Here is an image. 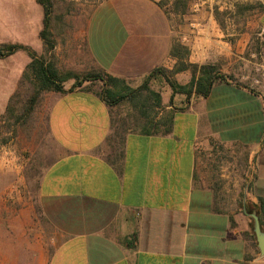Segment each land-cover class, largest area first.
I'll return each mask as SVG.
<instances>
[{"label": "crops", "instance_id": "obj_1", "mask_svg": "<svg viewBox=\"0 0 264 264\" xmlns=\"http://www.w3.org/2000/svg\"><path fill=\"white\" fill-rule=\"evenodd\" d=\"M160 1L104 0L82 24L60 32L72 41L64 49L56 43L55 68L101 70L137 85L157 68L173 69L169 53L178 41L189 63L222 61L221 73L235 79L229 65L243 60L248 39L229 20L221 30L214 9L234 13L235 4L261 5L256 28L264 35V0H191L185 15L169 13L170 2L160 7ZM39 33V46L29 48L41 56ZM8 58L20 66L14 74L0 72L6 96L30 62L23 52ZM174 80L186 85L190 74ZM154 82L166 86L156 92V130L127 129L121 158L107 145L118 107L105 104L101 83L43 95L55 159L39 178L34 203L16 208L0 200V264H264L246 237L250 208L264 233L261 97L227 80L206 98L187 101L172 96L160 77L150 80L151 91ZM73 84L66 81L64 89Z\"/></svg>", "mask_w": 264, "mask_h": 264}, {"label": "rangeland", "instance_id": "obj_2", "mask_svg": "<svg viewBox=\"0 0 264 264\" xmlns=\"http://www.w3.org/2000/svg\"><path fill=\"white\" fill-rule=\"evenodd\" d=\"M103 1L58 0L56 2L54 15L62 16L63 19L52 20L50 31L60 48L64 49L65 46L71 45L72 41L68 37L63 40L60 32L66 29L69 23L82 24L89 13ZM164 1L168 2V0ZM260 13L261 9L256 8L245 11L242 15L224 17V28L229 20L236 24L238 33L244 34V38L248 39L242 54L243 60L235 58L236 61H231L229 65L237 74L235 80L247 86L256 77L255 69L260 63L259 53L264 49V35H261L256 28L257 15ZM233 14L230 12V15ZM42 18V8L36 0H0V45L17 44L36 49L39 46L38 33L42 29ZM247 24L249 26L245 28ZM59 54L61 55L60 51ZM15 60L13 58L0 60V72H15L20 66ZM218 63L222 67L226 65L222 61ZM141 84L142 82L128 86L136 89ZM150 88L155 92L164 93L166 86L162 82H154L150 84ZM2 93L3 91L0 90V200L11 207L19 208L23 202L34 203L39 178L55 159L54 144L49 137L46 124L45 105L49 97H42L34 115L24 125L14 126L8 121L6 112L9 98L13 94L6 96ZM127 106L129 107V103L118 107V115L116 114L114 120L127 116L129 113Z\"/></svg>", "mask_w": 264, "mask_h": 264}, {"label": "trees", "instance_id": "obj_3", "mask_svg": "<svg viewBox=\"0 0 264 264\" xmlns=\"http://www.w3.org/2000/svg\"><path fill=\"white\" fill-rule=\"evenodd\" d=\"M58 0H36L41 6L43 18L42 29L39 33V39L44 47V54L38 56L29 47L17 44L0 45V60L13 56L15 53L23 52L30 59L25 71L19 80L16 92L9 98L7 105V118L14 126L17 124L24 125L35 113L42 97L47 93L64 94L73 89L80 87L85 82L101 83L102 89L100 96L109 108L119 107L122 104L129 103V113L113 121L112 133L107 139V145L111 151H117L118 157L121 158L124 148V134L127 129L139 130L141 133L151 134L156 130L153 118L157 114V109L161 106V97L158 93L149 89L148 84L151 79L160 77L165 81L172 91V96L179 94L185 96L188 101L192 96L194 98H206L212 87L217 82L235 81L232 75L221 73L222 65L220 63H207L203 65L191 64L187 61L188 49L178 41L172 45L170 56L176 59V64L172 70L157 68L146 77L143 83L136 89L128 86L126 81L114 78L104 71L91 70L84 73L72 71L60 72L53 62L52 51L56 45L54 36L50 31L52 20L62 21V16L54 15V8ZM191 0H168L170 2L169 13L173 15H185L189 8ZM168 2L161 0L160 7L166 6ZM234 14L230 12H218L214 9L213 16L221 30L224 29V17L242 15L245 11L261 9L259 4H236L233 6ZM189 72L190 80L186 85H180L174 80V76L181 72ZM73 80V86L66 91L64 83ZM253 94H256L251 90ZM117 114V113H116ZM118 115V114H117ZM115 145V146H114ZM258 205L261 213H264V202L258 199ZM249 212L257 209L250 208ZM250 214V213H249ZM259 226L261 223L257 215ZM249 241L252 242L253 248L258 251L255 237L252 231L246 234Z\"/></svg>", "mask_w": 264, "mask_h": 264}, {"label": "built area", "instance_id": "obj_4", "mask_svg": "<svg viewBox=\"0 0 264 264\" xmlns=\"http://www.w3.org/2000/svg\"><path fill=\"white\" fill-rule=\"evenodd\" d=\"M260 63L255 69L256 77L253 78L248 88L261 97L264 110V49L259 53Z\"/></svg>", "mask_w": 264, "mask_h": 264}, {"label": "water", "instance_id": "obj_5", "mask_svg": "<svg viewBox=\"0 0 264 264\" xmlns=\"http://www.w3.org/2000/svg\"><path fill=\"white\" fill-rule=\"evenodd\" d=\"M252 221V231L255 237L258 251L264 255V233L261 231L258 218L255 212L248 214Z\"/></svg>", "mask_w": 264, "mask_h": 264}]
</instances>
